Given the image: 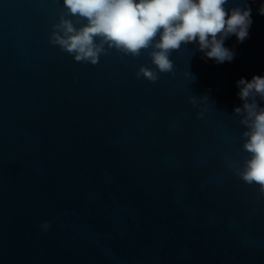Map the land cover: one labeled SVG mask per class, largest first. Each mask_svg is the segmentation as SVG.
<instances>
[{"label": "water", "instance_id": "water-1", "mask_svg": "<svg viewBox=\"0 0 264 264\" xmlns=\"http://www.w3.org/2000/svg\"><path fill=\"white\" fill-rule=\"evenodd\" d=\"M262 2L230 62L183 45L150 83L147 52L93 66L50 45L62 0H0V264H264V196L228 166L249 158L234 108L264 76Z\"/></svg>", "mask_w": 264, "mask_h": 264}, {"label": "clouds", "instance_id": "clouds-1", "mask_svg": "<svg viewBox=\"0 0 264 264\" xmlns=\"http://www.w3.org/2000/svg\"><path fill=\"white\" fill-rule=\"evenodd\" d=\"M226 6L230 0H62L58 21L51 25L49 44L74 58L75 62H100L112 51L121 58H138L147 52L155 69L141 65L135 73L155 83L159 73H173L170 59L183 45L197 44V50L217 63L231 61L235 53L224 46L230 36L238 42L249 36L251 7ZM255 2V0H253ZM259 13L264 15V2ZM69 17H75V22ZM81 23L79 27L77 23ZM150 50V51H149ZM186 76L191 77L187 72ZM242 107L234 108L242 132V148L249 154L242 166L229 162V169L248 185L258 186L264 196V76L237 81ZM193 106H201L198 116L208 110V97L190 96ZM49 221L41 228L47 230Z\"/></svg>", "mask_w": 264, "mask_h": 264}]
</instances>
